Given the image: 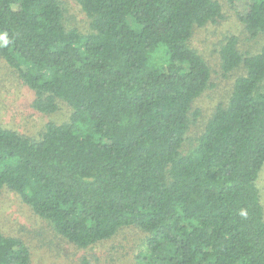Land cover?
Segmentation results:
<instances>
[{"label":"trees","instance_id":"1","mask_svg":"<svg viewBox=\"0 0 264 264\" xmlns=\"http://www.w3.org/2000/svg\"><path fill=\"white\" fill-rule=\"evenodd\" d=\"M77 2L87 33L66 26L59 0H0V57L33 108L72 109L38 139L0 126V194L19 195L79 248L140 230L137 264H264V44L244 55L226 40L223 75L244 74L188 147L212 77L190 40L223 19L221 1ZM236 16L264 38V0ZM30 263L26 243L0 227V264Z\"/></svg>","mask_w":264,"mask_h":264},{"label":"rangeland","instance_id":"2","mask_svg":"<svg viewBox=\"0 0 264 264\" xmlns=\"http://www.w3.org/2000/svg\"><path fill=\"white\" fill-rule=\"evenodd\" d=\"M65 10V24L83 33L90 31V20L81 10L77 0H59ZM223 19L196 28L190 46L208 63L212 71L209 88L196 101L193 113L201 117L192 125L187 146L203 132L206 123L219 105H225L233 92L235 80L244 74L238 69L223 75L219 52L229 37L238 39V48L244 55L258 53L264 38L253 39L236 14L245 16L255 0H238L235 10L220 0ZM35 94L0 57V126L15 130L32 139H38L49 122H68L72 109L60 102V109L53 115H45L33 108ZM264 206V169L258 180ZM0 227L8 236L18 237L31 252L30 264H137L136 255L142 248L146 235L140 230L124 228L112 239L88 248H79L60 237L52 226L34 214L14 192L4 189L0 194Z\"/></svg>","mask_w":264,"mask_h":264}]
</instances>
